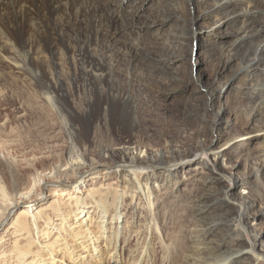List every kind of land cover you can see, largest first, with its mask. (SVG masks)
<instances>
[{
  "label": "bare ground",
  "instance_id": "bare-ground-1",
  "mask_svg": "<svg viewBox=\"0 0 264 264\" xmlns=\"http://www.w3.org/2000/svg\"><path fill=\"white\" fill-rule=\"evenodd\" d=\"M138 2L134 0L132 5ZM199 2L201 11L211 4L205 8L203 20L210 21L214 31L232 21L239 25L236 43L223 63L229 66L238 61L236 76L246 80L229 131L219 128L224 135L211 140L221 113L214 114L209 130L206 119H199L198 149L204 155L196 160L210 171L204 176L219 187L225 179L221 173L232 169L231 151L248 149L249 141L236 142L249 137L252 125L264 119V0H185V5L195 8ZM159 3L157 10L164 16L167 8ZM124 6L125 0H108L103 6L94 0H0V83L10 94L3 100L10 104L14 116H26L27 106L11 94L15 73L21 70L33 98L50 105L64 121L70 146L66 157L53 162L43 175L27 179L15 162L0 156V264H101L105 258L117 263L122 256L130 258L128 264H150L156 248L168 256L169 264H264L262 231L247 224V217H255L256 207L264 205L260 182L255 181L259 177L255 173L264 172V155L251 173L246 168L242 178L231 174L223 192L213 195L212 205L200 196L182 198L179 203L190 209L185 225L170 232L164 229L165 211L174 202L173 187L180 180L181 168L174 169V163L183 155L173 145L174 139H163L154 150L150 142L130 136L139 132L138 116L132 111L138 98L116 79L112 44L108 43L109 55L93 45L103 26L111 30L116 19L124 15ZM82 17L89 33L85 39L75 27ZM69 25L76 34L71 41L66 39ZM130 25L125 26L128 34L134 31L127 28ZM193 25L183 26V35H189ZM52 34L57 44H50ZM56 45L60 64H54L47 74L38 72L34 57L54 60ZM131 65L134 63L127 66L132 83ZM148 65L165 67L166 61ZM66 71L82 74L83 80L74 76L67 88L62 82ZM134 72L141 85L149 82L142 68L135 65ZM195 82H201L200 75ZM64 88L83 108L81 113L75 104L64 100ZM208 101L213 107V95ZM96 120L99 123L94 126ZM116 126L119 138L114 134ZM116 156L121 157L116 181L109 182L108 176L90 178L97 170L94 157L111 165ZM173 156L174 167L158 165L164 174L155 173L146 164ZM63 178L74 185L62 188ZM48 188L52 196L40 200ZM239 188L243 191L236 194ZM140 212L142 222L138 221Z\"/></svg>",
  "mask_w": 264,
  "mask_h": 264
},
{
  "label": "rangeland",
  "instance_id": "rangeland-1",
  "mask_svg": "<svg viewBox=\"0 0 264 264\" xmlns=\"http://www.w3.org/2000/svg\"><path fill=\"white\" fill-rule=\"evenodd\" d=\"M94 1L103 6L108 0ZM133 1L125 0L124 15L116 19L111 30L103 26L100 29L99 37L93 38V45L102 47L103 51L109 55L108 43L112 44V54L116 62L114 71L116 79L123 84L124 90L132 92L138 98L137 108L132 111L138 116L139 132H131L130 136L135 141L139 139L150 142L153 149L161 145L163 139H174L173 145H176L178 147L176 150L181 151L179 154L183 155L177 162L173 156L168 157L169 159L152 160L146 163L148 168L155 173L164 174L162 171H158L160 170L158 165L161 163L171 168L175 162L174 169L181 168L178 185L176 188L173 187L175 189V195L172 198L174 202L167 206L163 218L164 229L170 232L177 226H184L189 217L190 209L187 204L179 203L182 198L194 197L197 199L196 197L200 196L203 200H207L208 206H210L213 195L223 192V185L228 182L226 179L231 177V174L236 173V176L242 178L247 171L246 168L251 173L262 161L264 119L252 125L253 133L249 137L244 140L241 138L236 142L249 141L248 149L231 151L232 169H228V172L224 170L226 173H221L220 177H225V179L220 180L222 184L220 183L219 187L213 186L211 179L204 176L205 172L209 173L210 171L203 167V163L196 160L204 155L203 151L198 149L199 119L203 122L206 119L205 128L209 130L215 121L214 114L221 113V118L216 122L218 128L215 130L214 138H210L214 141L224 135L225 129V131H229L234 122L233 112L239 106L240 92L246 80L236 76L239 67L238 61H233L229 66L224 65L223 61L228 56L232 45L236 43L235 30L239 28V25L232 21L214 31L210 28V21L203 20L207 15L205 8L211 7V4H207V7H203V11H201L199 9L200 2L197 7L193 8V5H185V0H150L147 3H142L144 0H139L136 5H132ZM160 1L167 8L164 16H160L157 10ZM176 1L181 2L183 7ZM131 15L134 17L133 20ZM196 17L198 19L193 25V19ZM84 19L82 17L75 23V27L81 32L82 39H85L89 34ZM128 24L131 25L127 28H134L130 34L125 31V26ZM190 24L194 26L193 29L189 31V35H183L185 32L181 31L183 26ZM179 33H182L180 34L182 36H179ZM75 36V31L69 25L66 32L67 41H71V37ZM49 42L51 45L57 44L56 35L52 34L49 37ZM56 49L57 45L54 46L55 59L52 61L34 57L33 62L38 67V72L47 74L54 69V64H60V54ZM158 60L166 61V66L148 65V63L153 65L159 62ZM129 62L134 63L131 65L133 69L130 68L134 80L132 83L127 66ZM135 65L142 68L148 75V80L150 78L148 83L141 85L136 81ZM5 71L9 72L8 69ZM197 74L200 75V83L195 82ZM74 76L83 80L82 74L66 71L62 82L67 88V82ZM162 76L168 77V79L164 80ZM26 82H28L27 78L22 76V71L18 69L15 73V82L12 83L15 90L13 89L14 93L11 94L19 103L27 106V113L24 117L14 116L11 107H9L10 104L4 102L3 99L10 94L6 89L7 86H2L0 83V123H3L0 125V156L15 162L24 179L31 178V175L39 176L41 173L43 175L53 162L58 163L62 158H65L70 149L65 135L64 121L50 105L40 99L33 98L30 90L26 89ZM67 88H64V95H66L64 100H67V103L75 104V110L81 113L83 108L77 106L73 95L68 92ZM210 95H213V102L215 101L213 107L208 101ZM60 96L62 97V94ZM207 104L209 105L207 106ZM64 114L67 116L69 112L66 111ZM98 123L96 120L93 125L97 126ZM75 127L79 128L80 126ZM115 132V136L117 135L119 138L121 135L119 136L117 126ZM181 132L184 133L181 134ZM120 158V156H116L114 164L105 165L99 160V157H94L97 170L90 178L108 176L109 182L116 181L114 177L117 176V165L120 164ZM86 170L87 168L83 171ZM202 170L204 171L203 175L201 174ZM255 175L259 176L255 177V181L259 180L256 181V184L260 182L259 193L264 197V172L255 173ZM216 176L218 177L217 174ZM251 179L254 180V177ZM62 183V188H70L74 185L67 179H64ZM242 191V188L235 190L236 194H240ZM51 196L50 188H48L42 191L40 200L50 199ZM176 197H180V200L177 201ZM234 209L230 211L233 213ZM255 211H257V215L255 217L249 215L247 224L249 227L262 231L261 243L264 246V205H259ZM141 213L138 214V221L142 222ZM150 260V264H169L170 259L164 252L156 248ZM126 262L127 264L131 262L128 256L120 257L117 263L112 258H105L101 264H126Z\"/></svg>",
  "mask_w": 264,
  "mask_h": 264
}]
</instances>
